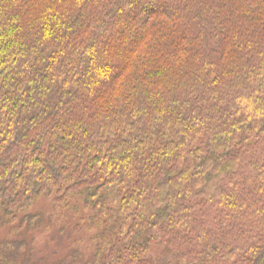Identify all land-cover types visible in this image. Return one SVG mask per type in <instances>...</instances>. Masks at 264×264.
I'll return each mask as SVG.
<instances>
[{
  "label": "trees",
  "instance_id": "trees-1",
  "mask_svg": "<svg viewBox=\"0 0 264 264\" xmlns=\"http://www.w3.org/2000/svg\"><path fill=\"white\" fill-rule=\"evenodd\" d=\"M40 194L99 264H264V0H0V227Z\"/></svg>",
  "mask_w": 264,
  "mask_h": 264
},
{
  "label": "rangeland",
  "instance_id": "rangeland-1",
  "mask_svg": "<svg viewBox=\"0 0 264 264\" xmlns=\"http://www.w3.org/2000/svg\"><path fill=\"white\" fill-rule=\"evenodd\" d=\"M71 204L61 206L52 195H37L24 212L34 215L29 227L13 228L22 214L0 227V264H99L94 245L101 240L86 227L89 211L79 201ZM160 251L155 246L150 256Z\"/></svg>",
  "mask_w": 264,
  "mask_h": 264
}]
</instances>
